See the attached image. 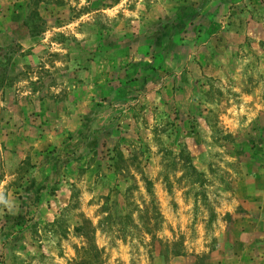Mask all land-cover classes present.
<instances>
[{"label":"rangeland","instance_id":"1","mask_svg":"<svg viewBox=\"0 0 264 264\" xmlns=\"http://www.w3.org/2000/svg\"><path fill=\"white\" fill-rule=\"evenodd\" d=\"M0 264H264V0H0Z\"/></svg>","mask_w":264,"mask_h":264}]
</instances>
